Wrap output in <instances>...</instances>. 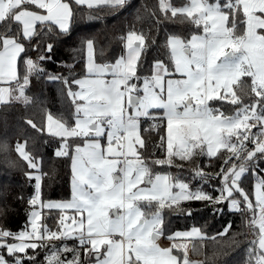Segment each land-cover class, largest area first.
<instances>
[{
    "label": "snow or ice",
    "instance_id": "1",
    "mask_svg": "<svg viewBox=\"0 0 264 264\" xmlns=\"http://www.w3.org/2000/svg\"><path fill=\"white\" fill-rule=\"evenodd\" d=\"M127 3L0 0V24L8 22L0 31V104L31 103L27 90L33 76L47 75L62 81L74 105L71 120L48 112L43 127L27 121L33 129L61 140L54 156L71 158L72 197L45 201L41 162L25 144L17 143L15 150L27 162L26 176L34 181V193L28 199L31 210L24 230L0 224V264H37L39 250L44 251L42 264H204L189 259L187 243L168 248L158 244L165 233V210L192 201L207 202L221 214L223 208L218 206L227 203L230 212L246 215L244 223L253 238L248 241L245 264H264V175L260 174L264 173L260 167L264 161V0H189L182 6L158 0L165 18L169 13L172 18L184 17L202 34L194 33L189 39L170 35L166 45L171 66L155 61L147 76L139 74L147 37L134 29L121 37L125 54L114 62L98 63L94 41L86 40L81 78L49 74L42 67L51 60L54 48L45 37L56 30L70 31L74 5L93 10L123 8ZM11 22L19 29L13 30ZM29 49L37 51L35 60L27 55ZM18 61L23 62V71ZM242 77L251 78L255 99L250 103L244 102L247 92L238 95L234 90L238 86L243 92ZM211 102L235 106L234 112L228 115ZM144 119L155 122L147 131L157 132L164 158L145 157ZM70 140L82 141L74 155ZM197 157L220 160L219 170L213 173L196 165L187 180L154 171L155 166L182 170L177 159L192 163ZM249 173L255 177L251 194L243 187ZM211 180H219L218 187L212 186L216 195L204 189ZM194 181L198 186H193ZM5 198L0 192V201ZM45 209L58 211L56 228L44 223ZM9 210L0 205V218ZM231 227L229 223L218 235H227ZM203 236L193 227L168 238Z\"/></svg>",
    "mask_w": 264,
    "mask_h": 264
},
{
    "label": "trees",
    "instance_id": "2",
    "mask_svg": "<svg viewBox=\"0 0 264 264\" xmlns=\"http://www.w3.org/2000/svg\"><path fill=\"white\" fill-rule=\"evenodd\" d=\"M188 2L189 0H172L175 6H182ZM74 12V19L68 33L61 34L56 30L51 37H45V43L54 45L51 60L42 64L49 74L83 77L86 58L85 41L88 39L94 41L98 63L114 62L116 58L125 54L121 37H125L130 30L134 29L147 37V47L141 58L139 72L141 76H147L151 74L155 61H164L171 66L170 49L166 45L170 35L175 34L189 39L194 33H202L201 29L196 28L184 17L172 18L169 13L165 18L159 10L158 0H128L123 8L103 7L93 10L74 5ZM156 20H159L158 24ZM7 23L0 24V31L4 30ZM11 27L17 30L20 26L11 22ZM27 55L35 60L38 53L29 49ZM18 68L23 71L22 61H18ZM241 84L243 92L238 86H234V90L238 95L247 92L244 102L250 103L255 99L254 94L250 92L251 78L242 77ZM74 90H77L75 86ZM27 95L31 98V103L27 105L18 101L0 104V192H3L6 197L0 201V205L6 204L10 209L6 217L0 218V224L13 231L24 230L31 210L28 199L34 193V181H30L26 176V173L30 171L27 162L15 150L17 143L25 144L26 150L41 162V172L45 174L42 181V195L45 201H67L72 197L71 158L54 156L55 151L62 147L61 140L48 135L46 131L33 129L27 121L32 120L38 127H43L48 112L71 120L74 105L67 96L62 81L49 79L47 75L39 78L33 76ZM211 104L213 107H221L228 115L234 112L235 106L228 103L221 105L218 102H211ZM153 111L162 113L161 110ZM152 124L153 121L150 119L142 121V129L145 130L143 136L148 144L144 155L149 160L164 158V150L158 147L157 132L147 131ZM77 144L82 145V141H69L70 154L73 155ZM154 145L157 146L154 147ZM220 163L221 161L216 159L209 161L207 157H197L192 163L177 159L176 164H182V170L177 167L155 166L154 171L169 172L187 180L191 179V169L196 165L203 166L206 171L214 173L219 170ZM260 167L264 168V161H261ZM260 174L263 175V173ZM253 179L249 173L243 183V187L249 193ZM198 184V181L193 182L194 187ZM212 186L218 187L219 180H211L209 184L204 185L205 191L216 195ZM218 207L223 208L222 214L214 213L212 205L201 201L185 202L180 208L166 209L164 235L169 237L176 231L199 228L204 234L203 238L183 241L188 242V257L191 261H203L204 264H245L248 241L253 238L244 223L247 217L230 212L227 203ZM189 208L192 210L191 215L187 214ZM58 215V211L49 213L45 209L43 221L49 228L54 229ZM229 223L232 227L228 234L219 236L218 233L223 232ZM39 251L37 264H42L44 251ZM174 253L178 254L176 250ZM179 255L182 256V253Z\"/></svg>",
    "mask_w": 264,
    "mask_h": 264
},
{
    "label": "rangeland",
    "instance_id": "3",
    "mask_svg": "<svg viewBox=\"0 0 264 264\" xmlns=\"http://www.w3.org/2000/svg\"><path fill=\"white\" fill-rule=\"evenodd\" d=\"M86 55H87V53H86ZM85 60H86V58H85ZM78 90V89H77ZM257 131V129H253L252 131ZM254 131V132H255ZM105 140L103 139L102 141H101V143L102 144H104L105 142H104ZM23 144V143H22ZM263 175H264V173H263ZM254 179L252 180V186H251V190H250V194L253 192V188H254V180H255V177H253ZM254 199V198H253ZM69 214H71V213H69ZM192 229V228H191ZM191 229H188V230H183V231H190ZM189 239H192V238H189ZM186 240H188V239H186ZM185 239H183L182 241L181 240H170L168 237H166L165 235H163L159 240H158V244H159V246L160 247H162V248H168V247H171L172 246V244L173 243H187L188 244V242H183V241H186ZM189 246V245H188ZM175 250V249H174ZM174 250H173V252H174ZM175 254V253H174Z\"/></svg>",
    "mask_w": 264,
    "mask_h": 264
},
{
    "label": "crops",
    "instance_id": "4",
    "mask_svg": "<svg viewBox=\"0 0 264 264\" xmlns=\"http://www.w3.org/2000/svg\"><path fill=\"white\" fill-rule=\"evenodd\" d=\"M41 11H42V10H41ZM201 34H202V33H201ZM161 111H162V110H161ZM103 139H104V138H102L101 141H102ZM104 140H105V141H104V142H105L104 144L106 145V139H104ZM73 155H74V153H73ZM71 174H72V170H71ZM70 185H71V192H72V178H71Z\"/></svg>",
    "mask_w": 264,
    "mask_h": 264
},
{
    "label": "built area",
    "instance_id": "5",
    "mask_svg": "<svg viewBox=\"0 0 264 264\" xmlns=\"http://www.w3.org/2000/svg\"><path fill=\"white\" fill-rule=\"evenodd\" d=\"M153 123H155L154 121H153ZM28 205H29V203H28ZM118 238V237H117Z\"/></svg>",
    "mask_w": 264,
    "mask_h": 264
}]
</instances>
